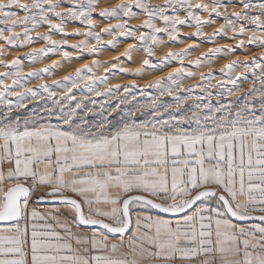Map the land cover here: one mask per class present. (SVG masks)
I'll list each match as a JSON object with an SVG mask.
<instances>
[{"label":"snow or ice","instance_id":"snow-or-ice-1","mask_svg":"<svg viewBox=\"0 0 264 264\" xmlns=\"http://www.w3.org/2000/svg\"><path fill=\"white\" fill-rule=\"evenodd\" d=\"M63 2L0 0V24L7 25L0 28V40L16 45L23 35L18 45L23 47L32 42L29 33L39 23L67 35L66 21H78L85 30L71 35L85 39L71 47L95 53L97 47L90 41L99 45L102 39L92 19L97 0H66L68 7L58 11ZM241 3L243 10L231 17L220 11L223 4L192 0H165L152 7L147 0H127L98 15L123 20L102 28L101 33L138 41L146 57L164 43L161 34L177 41V26L194 25L197 31L192 35L203 36L200 29L214 23L212 14L225 20L213 36L224 35L225 30L244 35L249 31L247 23L256 29L248 43L258 41L257 46L264 47V38L258 34L264 32V20L248 14L249 9L258 8L264 15V0ZM134 8L146 18L129 28L127 21L138 15ZM13 9L23 11L24 17L17 19ZM178 10L184 12L183 18ZM201 11L209 13V19L202 20ZM29 21L32 27L27 26ZM157 21L162 27H157ZM19 25H25L22 34L13 31ZM140 29L146 31L136 36ZM37 39L49 47L29 53L32 63L67 44L48 34ZM108 46L114 48L116 41ZM238 47H243V41ZM133 50L129 46L122 55L130 59ZM191 50L170 51L163 59L182 61ZM214 51L226 55L234 49ZM62 55L65 61L71 59L67 52ZM203 59L191 63L199 68L204 66ZM143 64L149 65L150 60ZM99 65L94 60L92 66L84 65L52 85L41 83L38 89L25 88L28 80L20 76L18 58L8 65L15 71L0 73V106L5 109L0 112V264H264V87L250 88L240 98L242 103L217 100L213 104V93L207 88H201L207 92L205 97L192 95L200 85L182 86L178 77L196 76L182 65L145 86L158 95L150 96L140 88L137 99L136 85L124 86V95H119V85L100 91L107 79L96 77L93 67ZM56 67L53 62L27 75L40 78ZM238 68L251 70L264 85L261 52L250 61L224 65L221 73L231 87L221 84L224 90L215 95L239 91L232 77H248L238 75ZM7 78L12 79L11 85L5 83ZM208 78H214L211 72ZM16 88L22 91L17 93ZM53 88L62 90L56 95ZM73 89L117 100L114 106L105 102L97 107L98 101L88 96L77 100ZM13 96L15 103L9 99ZM42 96L43 106L29 114L13 111H27L24 101ZM164 96L174 103L162 100Z\"/></svg>","mask_w":264,"mask_h":264},{"label":"rangeland","instance_id":"rangeland-1","mask_svg":"<svg viewBox=\"0 0 264 264\" xmlns=\"http://www.w3.org/2000/svg\"><path fill=\"white\" fill-rule=\"evenodd\" d=\"M2 2H7V0H2ZM124 2H127V0H97L96 12L93 13L92 19L93 23L96 25L94 31L97 34H100L102 36V39L99 42V45L95 40L90 41V44L93 47H97V51L95 53L90 54L86 50L73 49L71 47L72 44H78L85 39L83 35H71V33L76 30H85V26L81 25L78 21H66L64 25V32L67 35L53 32L49 29L47 24L39 23L29 33V37L32 39V42L24 45L23 47L18 46L23 40V35H21L20 39L16 41V45H9L5 43V41L0 40V73H4L6 71H15V69L10 68L8 65H10L11 61L18 58L21 62L22 69V71L20 72V76L28 80V83L25 84V88L38 89L39 84L44 83L47 85H52V83L61 81L64 76L74 73L76 69L81 68L84 65L92 66V62L96 60L100 62L99 66L93 67V71L95 72L96 77H106L107 79L106 85H100V91H103L105 87L114 88L115 86L119 85L121 86L119 95H124V86L136 85L135 91L137 94V99H140V88H145L150 96L158 95V93L154 89H147L145 86L149 83H154L157 79L163 80L170 73H173L176 69L180 68L183 65L186 70H190L193 72L195 71L196 76L191 79L178 77L179 79L183 80L182 86L184 88H191L194 85H200V87H196L193 89L192 95H202L205 97L207 96V92H201V88H207L209 92L213 93L212 97L210 98L213 104H216L217 100H219L221 103H227L231 101H239L240 103H242L243 101L240 100V98L243 97L244 93L248 92L250 88H252L253 86L257 88L264 87V85H261L259 81L256 80V78L252 75L251 70L238 68L235 70L238 75H246L248 77L247 80L236 79L237 77L235 75L232 77V80H235L236 83L239 84V91L235 92L234 95H223L219 97L215 95V93L224 90L220 87L221 84H223L225 88L231 87V83L229 82L228 77L221 73V69L224 67V65L231 63L232 61H239L241 63H243L245 60L250 61L253 58H258L260 56V53L264 52V47L257 46L258 41L256 44L248 43V36L252 32L256 31L254 26L245 23L244 26L249 31L244 35L234 34L232 31L225 30L224 35L213 36V33H215L219 28H221L222 25L225 24V20L223 19V17H216L215 14H212L211 19L214 21V23L203 25L200 29L204 33L203 36L197 37L192 35V33L197 31V28L194 25L192 27H189L187 25L177 26L179 29L176 33L177 37L179 36L177 41L173 43V41H169L166 35L161 34L164 43L155 48L153 56L146 57L142 50V47L138 46V41L132 38H125L122 36L114 37L101 33L102 28L108 27L109 25H114L118 22H123V20L118 21L115 18H101L98 15L99 11L104 8H112L115 5ZM246 2L257 4L261 2V0H246ZM20 3L30 4L32 3V0H20ZM147 3L150 7H152L155 5H163L165 3V0H147ZM192 3H202L209 5H212L214 3L223 4L225 7L220 8V11L222 13H226L229 17H231V14L233 12H239L243 10L241 0H192ZM67 7L68 4L66 0H64L63 7L61 9H58V11H63ZM13 10L17 12V19H22L24 17L25 13L23 11L19 9ZM133 11L137 12L138 15L137 17L127 21V26L129 28L136 27L137 25L141 24L146 18L143 14H139L138 9L134 8ZM168 13L172 14V10L168 9ZM177 14L180 15L181 18L184 17V12L182 10H178ZM198 14L200 15L202 20L209 19V13L201 11ZM248 14L259 15L260 19L264 20V15H260V9L258 8L249 9ZM53 22L59 23V21L55 18L53 19ZM9 24H11V21H9ZM27 26L32 27V22L29 21ZM6 27L7 25L0 24V28ZM24 27L25 25H19L15 27L13 31L22 34ZM157 27H162V24L159 21H157ZM236 27H239V23H237ZM143 31L146 30H138L136 32V36H140ZM46 34L51 35V39L55 41L66 40L67 44H61L59 49L48 53L47 56H42L35 63H32L30 60L29 52L32 53L33 51L49 47V45L46 44L43 40L37 39V37ZM258 34L261 36V38H264V32H260ZM4 35L8 36L9 33L5 31ZM234 35L235 38L233 39L232 37ZM209 37H211V39H209ZM112 40L116 41V46L114 48L108 46L109 41ZM241 41H243V47H238ZM129 46H133L134 48V50L131 52L130 59L122 55ZM217 48H232L234 49V51L225 55L223 53H216L214 50ZM185 49L192 50L182 61H164L163 58L167 56L170 51L181 52ZM72 51H75V53L72 54ZM63 52L69 53L71 59L65 61L62 55ZM202 56L204 57L202 61L204 66L199 68L194 67L191 62L200 59ZM146 58L150 60L151 65L149 64L145 66L143 64V61ZM53 62L57 63V67L52 70L51 74H42L40 78L28 77L27 74L29 72H39L42 67H50ZM104 65L107 66L106 69ZM153 65H156V67H153ZM120 69H127L128 71L127 73H125L120 71ZM261 71H264V69H261ZM209 72L212 73L214 77L213 79L209 80ZM201 77H204V80H201ZM253 81H255V84H253ZM5 83L11 85L12 79H5ZM82 87L83 83L81 84V88ZM61 90L62 89L60 88L52 89L53 93L56 95H59ZM14 91L19 93L22 91V89L16 88ZM73 92L75 93V98L77 100L81 99L84 96H88L89 99L97 100V107L99 103L105 102L114 106L117 100L116 96L102 99L100 97H94L89 93L79 91L77 89H73ZM44 95L46 96L47 94ZM9 99H11L14 103L17 101L16 96L9 97ZM162 100L174 103L172 98L169 96L162 97ZM24 103L27 105V111H25V109H13V111L27 115L34 107H37L38 105L41 107L43 106L44 97L42 96L39 99L29 98L25 100ZM188 103L191 104L192 101L189 100ZM89 106L91 107V105ZM237 106H239V104H237ZM121 109L123 111H127L128 106L121 105ZM4 110V107L0 106V112H3ZM37 114L43 115V113L39 111ZM54 119L55 118L53 117V120ZM38 208L40 210H46L45 205H39ZM133 210L135 211L136 209Z\"/></svg>","mask_w":264,"mask_h":264},{"label":"bare ground","instance_id":"bare-ground-1","mask_svg":"<svg viewBox=\"0 0 264 264\" xmlns=\"http://www.w3.org/2000/svg\"><path fill=\"white\" fill-rule=\"evenodd\" d=\"M204 16V15H203ZM85 29V28H84ZM179 37V36H178ZM163 38V37H162ZM174 43V42H173ZM169 48V47H168ZM34 50V49H33ZM110 52V51H109ZM30 53V52H29ZM72 54L73 53H75V51L73 52H71ZM211 54V53H210ZM70 55V54H69ZM75 55H77V54H75ZM75 55H74V57H75ZM238 56V55H237ZM85 57V56H84ZM48 61V60H47ZM210 61V60H209ZM69 62V61H68ZM3 63V62H2ZM209 63V62H208ZM151 65V64H150ZM206 66H208V65H206ZM43 68V67H42ZM136 71V70H135ZM195 72V71H194ZM3 73V72H2ZM111 74V73H110ZM158 75V74H157ZM237 79V78H236ZM48 80V79H47ZM222 80V79H221ZM53 84V83H52Z\"/></svg>","mask_w":264,"mask_h":264}]
</instances>
